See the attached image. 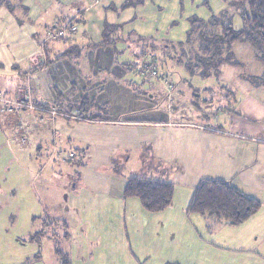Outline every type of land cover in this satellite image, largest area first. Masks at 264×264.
<instances>
[{"label":"crops","instance_id":"1","mask_svg":"<svg viewBox=\"0 0 264 264\" xmlns=\"http://www.w3.org/2000/svg\"><path fill=\"white\" fill-rule=\"evenodd\" d=\"M48 1L15 0L21 13H15L10 0L0 7V97H22L36 107L50 106L71 116L83 114L75 108L83 97L106 108L105 113L99 111L98 120L51 118L38 110L13 117L26 124L24 134L29 138L26 142L21 138V146L30 140L36 146L46 141L56 150L67 145L76 155L65 161L72 163L68 183L55 188L62 195L58 234L62 233L67 264H260L256 258L247 261L226 251L258 250L264 244V207L239 226L192 214L188 207L204 181L227 182L263 201L264 137L229 130L226 120L212 126L173 121L163 103L166 99L161 100L152 86L149 94L136 91L135 72L127 67L129 62L118 60L120 52L141 56L118 44L127 41L124 32L122 37L96 39L85 30L80 37L70 35L68 43L55 40L49 34L65 20L48 25L44 7ZM242 90L251 92L239 93L237 113L248 112L257 99L261 109L257 105L254 115L261 122L264 84L250 83ZM1 117L4 122L9 119ZM135 177L174 184L170 207L152 213L140 199H125L124 189ZM30 186L26 196L31 210L20 211L19 217L28 220L27 241L38 243L41 233L33 229L39 215L33 207H42L43 215H49L59 202L48 187L39 188V179Z\"/></svg>","mask_w":264,"mask_h":264},{"label":"rangeland","instance_id":"2","mask_svg":"<svg viewBox=\"0 0 264 264\" xmlns=\"http://www.w3.org/2000/svg\"><path fill=\"white\" fill-rule=\"evenodd\" d=\"M14 1L10 0V6L15 13H21ZM234 1L49 0L44 7L48 11V25L55 20H65V23L72 21L78 31L75 36L80 37L88 30L96 39H114L118 35L122 37L124 32L126 37H123L127 41L118 44L134 48L136 54L146 52L155 55L157 61L152 67L157 71V76H151L146 71L141 73V57L134 58L130 53L120 52L118 60L121 63L129 62L130 67H127L137 70L132 75V80L138 84L136 91L149 94L148 86H152L161 100L166 99L163 103L172 114L173 121L185 124L209 122L212 126L226 120L229 130L256 132L264 137V117L259 122L254 115L258 100L255 99L249 105L251 109L245 113H237L239 105L236 106L238 96L241 98L239 93L244 95L251 92L242 90L244 87L250 83L257 87L261 85L256 82V78L262 76L264 63L257 59L252 45L246 40L239 41L231 50L233 64L224 63L206 74L196 67L195 56L203 55L197 50L201 42L199 33H194L197 27L220 19L231 22L236 31L244 30L245 23ZM189 40L191 44L188 45ZM181 45L185 49H181ZM173 46L176 50H172ZM188 47L194 49L192 54L187 53L185 58L179 59L181 55L184 57L182 52H186ZM130 86L133 87V84ZM206 88H211L212 92L205 91ZM186 89L187 92H184ZM258 109H261V104ZM20 112L0 114L9 118H5L4 122L0 116V264H59L61 261L57 251L63 252L64 248L62 233L60 236L58 234L60 229L62 232V227L57 218L62 217L63 213L59 209L62 195L55 188L63 181L68 183L72 163L66 164L65 161L71 151L67 145L61 146L60 139L57 142L61 147L57 150L46 141L36 146L30 140L28 146H21V138L22 141L25 138L26 142L29 137L18 129L21 120L13 121V117ZM32 178L39 179L40 189L48 187L49 191L52 190L50 195L59 202L53 204L49 215H43L42 207H33L39 215L33 229L41 233L38 243L27 241L31 235L28 233V220L19 217L20 211L31 210L26 194L32 187ZM54 230L57 234H54ZM233 253L238 258L246 257L247 261L256 258L260 264H264V244L258 250L237 253L226 251V255ZM38 258L39 261H36Z\"/></svg>","mask_w":264,"mask_h":264},{"label":"trees","instance_id":"3","mask_svg":"<svg viewBox=\"0 0 264 264\" xmlns=\"http://www.w3.org/2000/svg\"><path fill=\"white\" fill-rule=\"evenodd\" d=\"M6 1L0 0V7ZM234 4L237 5L245 23L244 30L236 31L231 22H224L220 19H214L209 24L201 25L194 30V33H199L201 41L197 45V50L203 53V55L197 54L195 56L197 60L196 67L202 70L204 74L220 68L224 63L233 64L231 50L242 40H246L252 45L257 59L264 63V0H235ZM59 24H63V22ZM72 24V21L69 24L67 23L69 28L74 27ZM76 32L55 40L72 41L69 36L76 34ZM191 36L192 34H190ZM187 43L188 45L191 44L190 40ZM165 48L169 49V46L165 45ZM181 49H185L184 45H181ZM186 49V52H182L184 57L181 55L179 59L185 58L187 53L192 54L191 52L194 51L190 47ZM172 50H176V48L173 46ZM140 57L142 60V65H139L141 73L146 71V73L151 74L150 70L153 69L156 72L154 76H157V71L152 67L156 64V56L152 53L142 52ZM174 60H176V55ZM188 61L192 62V59L188 58ZM126 65L130 67L129 64ZM148 65L151 68L149 71L147 69ZM132 71L137 72V70ZM256 79L257 83L264 84V74ZM49 107L38 105L37 108L48 109ZM75 108L83 113L85 120H98L102 117L99 111L107 112L106 108L96 105L88 97H83ZM73 155V158L68 156L67 162L75 158L76 155ZM123 196L125 199L138 198L147 211L158 213L172 204L174 184L156 179L135 177L128 181ZM263 207L264 200L259 201L248 197L227 182L204 181L196 189L192 202L188 207V212L223 220L230 226H239L259 213ZM57 253L61 264H67L68 261L63 252L57 251Z\"/></svg>","mask_w":264,"mask_h":264},{"label":"built area","instance_id":"4","mask_svg":"<svg viewBox=\"0 0 264 264\" xmlns=\"http://www.w3.org/2000/svg\"><path fill=\"white\" fill-rule=\"evenodd\" d=\"M54 31L49 34V36L53 39H59L63 37H67L69 34H73L76 32L75 27L69 28L67 24H56L54 27ZM147 69L149 71L150 66H147ZM151 75H156V72L154 70H150ZM0 103L2 104V107L0 108V114L2 115H11L20 111H27V110H38L40 113H42L44 116L46 114H49L51 118H55L56 116H64L68 118H75L78 120H84V116L81 113H78L76 115H68L64 113H60L56 108L52 109H42L37 108L33 103L28 102L26 99L20 97L15 100H9L7 98L0 97ZM18 129L19 131L23 132L25 131L24 124L22 122H18ZM24 137V136H23ZM23 141L25 142V138H23ZM70 158H73L74 155L70 154Z\"/></svg>","mask_w":264,"mask_h":264}]
</instances>
